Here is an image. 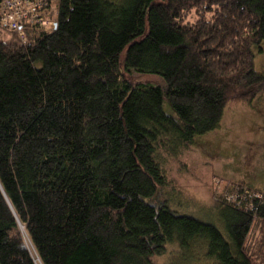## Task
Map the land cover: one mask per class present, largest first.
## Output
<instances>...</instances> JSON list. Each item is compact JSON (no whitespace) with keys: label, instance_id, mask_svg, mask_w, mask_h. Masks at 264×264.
<instances>
[{"label":"trees","instance_id":"obj_1","mask_svg":"<svg viewBox=\"0 0 264 264\" xmlns=\"http://www.w3.org/2000/svg\"><path fill=\"white\" fill-rule=\"evenodd\" d=\"M51 2V28L0 35V264H37L27 241L40 264H152L169 243L264 264V191L216 201L225 229L160 197L166 155L264 90V0Z\"/></svg>","mask_w":264,"mask_h":264},{"label":"rangeland","instance_id":"obj_2","mask_svg":"<svg viewBox=\"0 0 264 264\" xmlns=\"http://www.w3.org/2000/svg\"><path fill=\"white\" fill-rule=\"evenodd\" d=\"M194 15L191 12L188 19H193ZM0 35L4 39L19 40L16 32L2 26ZM254 63L256 70L264 73V40L261 47H255ZM130 77L135 82L163 81L160 75L153 73H132ZM166 157L167 184L162 189L161 199L165 198L181 214L193 215L225 229L215 206L217 191L230 196L237 188L264 191V90L258 91L252 100L229 102L218 128L197 136L193 145ZM27 245L40 264L30 242L27 241ZM202 257L197 260L207 261ZM194 262L193 254L169 243L165 252L154 257L152 264Z\"/></svg>","mask_w":264,"mask_h":264},{"label":"built area","instance_id":"obj_3","mask_svg":"<svg viewBox=\"0 0 264 264\" xmlns=\"http://www.w3.org/2000/svg\"><path fill=\"white\" fill-rule=\"evenodd\" d=\"M55 6L51 0H0V23L16 32L20 41L26 39L27 31L51 28L54 21ZM217 201L227 202L239 209L249 210L253 200L262 198V193L248 188H237L233 195L216 192Z\"/></svg>","mask_w":264,"mask_h":264},{"label":"crops","instance_id":"obj_4","mask_svg":"<svg viewBox=\"0 0 264 264\" xmlns=\"http://www.w3.org/2000/svg\"><path fill=\"white\" fill-rule=\"evenodd\" d=\"M257 188V187H256ZM259 189V188H258Z\"/></svg>","mask_w":264,"mask_h":264}]
</instances>
